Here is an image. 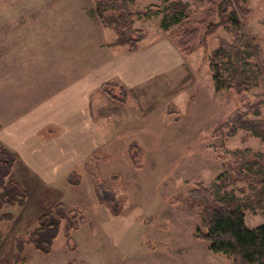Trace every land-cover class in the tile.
<instances>
[{"label":"rangeland","instance_id":"obj_1","mask_svg":"<svg viewBox=\"0 0 264 264\" xmlns=\"http://www.w3.org/2000/svg\"><path fill=\"white\" fill-rule=\"evenodd\" d=\"M223 1L227 0L134 1L131 9L142 16L135 18L133 28L147 35L137 53L146 54L151 64L145 76L154 79L155 90L152 91L163 98L148 95L141 104L130 91V115H125L122 124L132 132H126L124 139H117L120 146L115 147L114 153L119 156L110 159L113 169L101 165L100 168H105L103 176L98 174L99 180L88 178L84 186H95L93 193L68 197L71 203L66 207L82 211L83 220L78 218L82 221L80 233L72 231L70 239L67 238V224L63 223L52 243L51 254H42L28 246L22 253L25 260L21 264H30L31 260L41 264H76L81 261H74L79 257L82 260L93 257L105 264H232L221 254L209 251L208 243L195 240V231L201 226L199 212L176 202L177 196L196 185L214 183L224 171L225 161L219 158H226L228 152L251 150L264 154V140L247 130L239 129L234 136L214 137L215 129L240 109L245 100L260 104L259 114L250 113L247 118L264 121V0H247L246 4L249 13L243 19V26L255 51L251 62L257 76L251 79L250 90L242 95L235 91H216L209 68V53L219 48L220 40L231 43L230 32L219 29L208 40V51L196 47L190 57L180 53L171 36L178 37L188 28L196 27L213 2ZM177 3L183 4L182 12L175 13ZM94 7L92 0H0V31H13L20 39L19 53L27 54L24 61L20 59L22 66L18 71L25 68L28 58L33 63V66L28 65L31 70L43 64L41 57L33 58L26 48L46 43L45 34L53 33L59 26L65 32L62 35L66 42L76 46L73 53L88 52L89 59L92 58L90 49H86L89 38L97 39L95 46L99 47L109 40L113 42L114 31L93 18ZM150 11L152 15L145 17ZM167 43L168 49L165 48ZM150 47L154 50L148 52ZM161 55L168 56L169 60H161ZM72 67V64L66 65V69ZM54 81L51 76L49 84ZM16 87L17 83H13V91ZM119 92L113 87L112 94H106L118 95ZM111 98L117 103L115 97ZM126 98L121 99L123 103ZM136 104L139 108L136 115L140 116L136 118L137 126L131 121V114L135 116L131 106ZM137 141L139 146L133 151L139 152L134 158L132 152L128 153L127 145ZM63 183L61 180L57 184L58 191L63 190ZM235 193L240 197L236 190ZM57 199L54 195L48 201L41 200L42 205L35 209L31 205L27 208L6 206L0 211V214H13L12 221L0 222V264H16L17 238L26 235L25 240L40 227L38 220H33L36 211L50 205L53 208L48 212L53 211L60 202ZM25 214L27 222L22 221ZM245 214L250 229L264 225V210H246Z\"/></svg>","mask_w":264,"mask_h":264},{"label":"crops","instance_id":"obj_2","mask_svg":"<svg viewBox=\"0 0 264 264\" xmlns=\"http://www.w3.org/2000/svg\"><path fill=\"white\" fill-rule=\"evenodd\" d=\"M52 31L45 34L46 43L26 45L33 58L41 57L43 64L31 70L29 66L33 63L28 58L25 68L20 71V59L24 61L27 57L24 51L19 53L17 43L20 39L11 30L0 31V143L17 157L13 180L25 191L29 190L23 207L31 205L34 209L42 205L41 200L48 201L54 195L60 201L55 206L62 203L66 206L71 203L68 197L96 190L95 186L90 188L84 184L91 177L99 180L105 168L113 169L110 159L119 156L114 153L115 147L120 146L117 139H124L126 132H132L122 124L127 117L125 115H130V91L141 104L149 96L163 98L153 93L154 79L145 76L151 64L146 54H128L111 47L110 40L100 47L95 46L97 39L92 41L89 38L86 46L92 56L89 59L88 52L73 53L76 46L66 42L65 35H62L65 32L60 26ZM77 31L81 34L80 29ZM168 45H165L166 49ZM153 50L154 47L148 48V52ZM163 59L168 61L169 57L161 55ZM22 64L24 66V62ZM70 64L73 67L66 69V65ZM51 76L55 81L49 84ZM13 83H17L16 91H13ZM107 84L118 86L114 89L120 91L119 94L104 93L102 88ZM112 96L118 100L115 101L117 103L111 100ZM124 97L126 100L123 103L121 99ZM131 107L135 113V116L131 114V121L137 126L139 108L137 104ZM119 135L120 138H117ZM131 146L138 147V141L127 145L128 153H131ZM101 165L105 168H100ZM61 180H64L63 190L58 191L57 184ZM50 206L37 210L33 220L37 222L45 212L48 213L53 208V205ZM22 221H28L26 214ZM24 236L20 235L16 242ZM28 246L33 245H26L25 250ZM73 251L77 252L75 248ZM78 260L81 261L76 264H105L93 257L83 260L79 257L74 261ZM30 264L41 263L31 260Z\"/></svg>","mask_w":264,"mask_h":264},{"label":"trees","instance_id":"obj_3","mask_svg":"<svg viewBox=\"0 0 264 264\" xmlns=\"http://www.w3.org/2000/svg\"><path fill=\"white\" fill-rule=\"evenodd\" d=\"M95 7L92 16L98 23L115 33L111 47L126 53L136 54L140 43L147 35L134 30V20L142 16L131 9L135 0H92ZM247 0H227L213 2L204 18L194 28H188L179 36H172L180 53L190 57L196 47L208 51V40L221 28L232 34V42L219 41V48L209 53V68L216 91H235L242 95L251 88V79L257 76L251 62L254 48L244 32L243 19L248 15ZM177 5V6H176ZM175 5V13L183 11V4ZM152 12L144 14L150 17ZM164 28L168 31L166 24ZM257 78V77H256ZM113 84L105 85L102 90L112 94ZM124 89V88H122ZM124 91V90H123ZM263 103H264V96ZM260 104L243 101L241 108L215 129L214 137L234 136L239 129L247 130L264 140V121H254L247 114H259ZM133 146L130 147L132 156ZM224 171L209 186L196 185L184 195L177 196L176 202L192 211H198L201 226L195 231L194 238L209 244V251L221 254L232 264H264V225L250 229L246 224V210H264V154L251 150H237L227 153ZM16 155L0 143V211L6 206H25L26 191L13 180L17 166ZM72 180H70V183ZM241 185L240 187H238ZM235 190L240 194L238 197ZM73 211V212H72ZM82 211L69 210L60 204L53 211L41 216L38 227L27 239L17 243L18 252L15 263L21 264L25 257L22 253L26 245H33L44 254L51 253L52 243L58 237L59 229L66 223V236L79 230ZM12 213L0 214V222L12 221ZM83 220V218L81 219ZM80 224V225H79ZM54 231V233H51ZM2 232L0 229V242Z\"/></svg>","mask_w":264,"mask_h":264}]
</instances>
